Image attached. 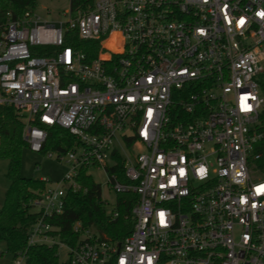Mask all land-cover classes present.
Here are the masks:
<instances>
[{
  "label": "built area",
  "instance_id": "built-area-1",
  "mask_svg": "<svg viewBox=\"0 0 264 264\" xmlns=\"http://www.w3.org/2000/svg\"><path fill=\"white\" fill-rule=\"evenodd\" d=\"M75 1L54 22L7 13L0 32V106L29 149L53 125L74 140L49 154L67 164L62 180L40 179L27 202V245L54 247L50 264H264V0ZM72 31L96 56L67 44ZM89 167L136 195L122 242L77 220L71 244L50 221Z\"/></svg>",
  "mask_w": 264,
  "mask_h": 264
},
{
  "label": "trees",
  "instance_id": "trees-1",
  "mask_svg": "<svg viewBox=\"0 0 264 264\" xmlns=\"http://www.w3.org/2000/svg\"><path fill=\"white\" fill-rule=\"evenodd\" d=\"M92 1L76 0L75 5L84 7ZM35 6L36 0H0V32L7 21V13L13 18L20 17L26 10ZM66 41L67 44L83 51L88 59L96 56L99 50L97 41L81 39L75 31L70 32ZM23 128L22 120L17 117L11 106H0V159L7 160L5 175L9 179L0 206V241L5 242L12 256L26 251L27 264H50L56 262L54 247L27 245L28 230L36 217V214L30 211L27 202L38 195L45 184L40 179L21 175L22 150L28 146L23 138ZM46 129L47 137L40 152L44 153L49 149L66 151L72 146L73 136L66 129L58 125ZM261 144H264V141ZM261 162L264 163V151ZM120 167L121 162L118 160L116 169L119 172ZM76 181L80 187L77 190H66L64 211L50 219L60 227V238L68 243H74L77 235L72 232L71 225L79 220L84 227L91 228L101 238L122 242L132 229L130 210L136 195L133 193L117 195L118 216L113 219L101 199L100 185L87 173L86 168L80 169Z\"/></svg>",
  "mask_w": 264,
  "mask_h": 264
},
{
  "label": "rangeland",
  "instance_id": "rangeland-1",
  "mask_svg": "<svg viewBox=\"0 0 264 264\" xmlns=\"http://www.w3.org/2000/svg\"><path fill=\"white\" fill-rule=\"evenodd\" d=\"M69 4V0H36V6L33 9L43 18L54 22L58 19H64L62 14L69 8ZM50 153H54V150L49 149L43 153L31 151L28 146L24 147L21 156V175L35 179H46L51 183L61 181L68 171V166L64 161L55 160L49 155ZM6 168L7 160L0 159V206L4 192L9 185V179L5 175ZM88 173L100 185L101 199L106 202V207L110 210L117 195L106 184V176L102 168L89 167ZM12 257L5 242L0 241V264L10 262ZM60 258L64 259V255H61Z\"/></svg>",
  "mask_w": 264,
  "mask_h": 264
}]
</instances>
